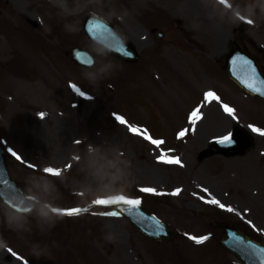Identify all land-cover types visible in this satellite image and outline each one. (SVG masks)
Masks as SVG:
<instances>
[{
	"label": "rangeland",
	"instance_id": "1",
	"mask_svg": "<svg viewBox=\"0 0 264 264\" xmlns=\"http://www.w3.org/2000/svg\"><path fill=\"white\" fill-rule=\"evenodd\" d=\"M90 14L136 49V63L87 38ZM19 24L44 40L28 46L31 36ZM233 38L264 71V0H0V143L12 179L40 201L27 215L1 202L0 264H237L217 246L215 225L232 223L264 239V135L250 128L264 132V102L222 72ZM73 47L91 51L95 67L78 68L67 54ZM209 91L218 99L206 102ZM236 126L253 141L243 156L200 160L213 139ZM162 154L182 166L160 162ZM46 168L60 172L48 175ZM144 187L162 194L139 191ZM120 196L139 198L175 237L149 239L124 218L103 215L109 206L97 202ZM45 206L63 214L91 209L51 218L41 214ZM190 236L209 239L197 245Z\"/></svg>",
	"mask_w": 264,
	"mask_h": 264
},
{
	"label": "water",
	"instance_id": "2",
	"mask_svg": "<svg viewBox=\"0 0 264 264\" xmlns=\"http://www.w3.org/2000/svg\"><path fill=\"white\" fill-rule=\"evenodd\" d=\"M93 24L100 25L101 22L98 21L95 18H90L88 20V23L85 27L87 32L93 36V40L98 43L99 45L103 46L104 48L109 49L111 52H113L116 55L124 56L123 51H121V48L124 50H130V47L125 48V45L121 42V39L114 36L113 30L110 29H104L105 31L101 34L96 33L93 30ZM108 40V41H107ZM110 42V43H109ZM233 50H237L240 52L239 47L235 44V42H232ZM237 53L234 55L233 59L227 60L225 70L229 73V75L237 81L245 90L250 92L251 94H257L264 98V81L261 80L260 75L258 73V70L255 65H251L252 68H255V72L252 73L250 70L249 72H246L247 75L244 76H238L236 73V70L240 68V64L242 63V59H247L244 55ZM84 54V53H83ZM74 58H77L79 60H89L85 59L82 56V52L79 50L73 51ZM127 59H135L133 56H124ZM248 60V59H247ZM235 61V63H234ZM252 62L251 60H248ZM81 62V61H80ZM251 85V87H249ZM256 89H259V91H256ZM233 139L236 140V142H243L241 138L238 135V132L235 133ZM221 150H226V148H218ZM4 153L0 150V185H1V191L0 195L3 197L4 200L9 202L11 205L21 208L23 204L28 205L29 207H32V203H27L26 199L23 198L18 191L15 189L14 185L12 183H9L8 176L4 167ZM115 211L120 212L121 205H112ZM140 211L144 214V220H141L135 213H125L120 212V215H123L127 217L136 228H138L142 232H146L150 235H153L154 229L152 227L151 223V217L146 215L142 209L140 208ZM227 233V229H226ZM233 234H236L237 236L243 238L245 241V244L248 242H251L248 240L245 236L241 235L240 233L236 231H229L228 235V245H226V242H223L226 247L234 252L238 257L245 263V264H262V261H264V246L257 245L253 242H251L252 245H254V248H247L244 245H240L237 243V241L233 238ZM155 235V234H154Z\"/></svg>",
	"mask_w": 264,
	"mask_h": 264
},
{
	"label": "snow or ice",
	"instance_id": "3",
	"mask_svg": "<svg viewBox=\"0 0 264 264\" xmlns=\"http://www.w3.org/2000/svg\"><path fill=\"white\" fill-rule=\"evenodd\" d=\"M248 23H251L250 21ZM121 51H123L124 55L126 56H131L132 53L131 52H128L126 50H124L123 48H121ZM89 64H91V61L88 62ZM235 63V61H234ZM240 68H241V71H244V72H248L249 70L254 73L255 72V68H252L251 67V62L248 61L247 59H242V63L240 64ZM71 87H73L74 90H77L79 91L75 85H71ZM249 87H251V85H249ZM256 91H259V89H256ZM208 98H211L212 100H216L218 99V97L215 96V94L211 91L207 92L206 93V96H205V101L207 102ZM224 111L227 112L229 115H232L233 114V109L230 108L229 106L227 105H224ZM45 114L41 113L40 116L41 118H43ZM196 113L194 112L193 113V116H195ZM119 122L121 124H125L126 121L123 119V118H119ZM195 123V120H193V124ZM251 130L253 132H259L261 135H264V132H261L259 129L255 128V127H252L250 126ZM130 132L134 133V134H140V131L135 128V127H132L129 129ZM184 133H181V135H183ZM144 139L145 140H150L151 143L153 145H156V146H159L163 143V141H160V140H154V139H151V137L149 136H144ZM219 143L221 144H231L233 141H232V137H231V134H229L228 136H224L223 138H221L219 141ZM78 143V142H77ZM12 155L14 156V158L17 160V161H22V157L13 152ZM158 160L160 162H163V163H166V164H169V165H181V161L179 158H166L163 154L158 157ZM29 168H32L33 170H36V166L34 165H31V164H28L27 165ZM182 166V165H181ZM45 171V174H48V175H58L60 170H57V169H52V168H46L44 169ZM139 191L143 192V193H150V194H157V195H161L162 193H158L156 191V189H153V188H148V187H144V188H141L139 189ZM180 189H176L174 190L172 193H169L168 195H172V196H176L180 193ZM203 191L205 193H207V189H203ZM201 199L203 200V202L205 203H208L210 205H216L218 206L220 209H223V210H226L228 212H233L234 209L231 207V206H226L224 205L223 203H221L218 199H215V198H212L210 200H204L203 197H201ZM140 204H141V200L139 198H126L124 196H120L118 198H116L115 200H112V201H99L97 202V205H100V206H112V205H121V208H120V212H125V213H135L141 220H144V214L140 211ZM86 212L88 211V209H65L64 210V214L66 216H76V215H79L81 212ZM120 212H117V211H109V212H106V213H103V215H106V216H109V217H117L120 215ZM151 223H152V227L154 229V233L155 235H160L161 233L164 232V227L163 225L160 223L159 220H157L155 217H151ZM189 239H192L194 240L195 243L197 244H203L207 239L208 237L207 236H204V237H200V238H196V237H188ZM233 238L237 241V243H239L240 245H244L245 247L247 248H254V245L251 244V242H248L247 244H245V241L243 240V238L237 236L236 234H233ZM11 252V250H9ZM13 255H15L13 253ZM262 264H264V261H262Z\"/></svg>",
	"mask_w": 264,
	"mask_h": 264
},
{
	"label": "clouds",
	"instance_id": "4",
	"mask_svg": "<svg viewBox=\"0 0 264 264\" xmlns=\"http://www.w3.org/2000/svg\"><path fill=\"white\" fill-rule=\"evenodd\" d=\"M56 210L49 207V206H45L44 210H42L41 214L44 215V216H48L49 214L51 213H55Z\"/></svg>",
	"mask_w": 264,
	"mask_h": 264
}]
</instances>
